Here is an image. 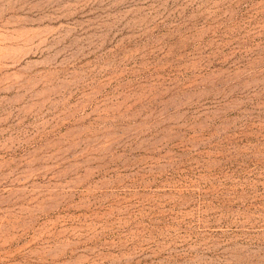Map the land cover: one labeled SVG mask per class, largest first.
<instances>
[{"label": "rangeland", "instance_id": "374dc122", "mask_svg": "<svg viewBox=\"0 0 264 264\" xmlns=\"http://www.w3.org/2000/svg\"><path fill=\"white\" fill-rule=\"evenodd\" d=\"M0 264H264V0H0Z\"/></svg>", "mask_w": 264, "mask_h": 264}]
</instances>
